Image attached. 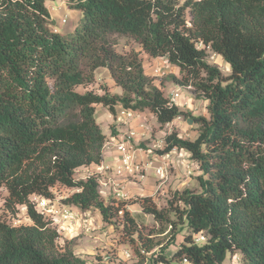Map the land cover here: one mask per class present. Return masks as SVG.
Returning a JSON list of instances; mask_svg holds the SVG:
<instances>
[{
    "label": "trees",
    "instance_id": "obj_1",
    "mask_svg": "<svg viewBox=\"0 0 264 264\" xmlns=\"http://www.w3.org/2000/svg\"><path fill=\"white\" fill-rule=\"evenodd\" d=\"M50 1L0 0L2 209L13 215L22 206L31 221L0 217V264H88L35 209L32 198L54 199L57 188L73 190L62 204L119 228L135 264H223L227 253L264 264V0H63L80 12L63 35L52 31ZM121 42L139 50L119 52ZM207 51L229 76L207 62ZM140 53L165 58L178 69L172 82L208 101V118H191L200 123L193 141L164 136L162 152L184 151L202 174L200 190L176 192L167 210L148 195L105 199L97 176L75 178L103 161L97 106L113 116L117 107L147 112L161 128L189 117L145 74ZM100 68L119 94L92 90ZM130 206L164 225L165 238L149 237ZM177 226L186 229L180 242Z\"/></svg>",
    "mask_w": 264,
    "mask_h": 264
},
{
    "label": "rangeland",
    "instance_id": "obj_2",
    "mask_svg": "<svg viewBox=\"0 0 264 264\" xmlns=\"http://www.w3.org/2000/svg\"><path fill=\"white\" fill-rule=\"evenodd\" d=\"M182 1V0H181ZM63 1L61 0L59 4H61ZM51 9V8H50ZM52 10V9H51ZM58 15L56 13L53 14L54 18H56V22L52 23V31L54 33L63 35L67 34L69 32H72L74 27L78 23V17L80 16V13H71V10H69L66 6L64 9V12L62 14L60 13V10ZM75 11V10H72ZM79 14V15H78ZM80 18V17H79ZM55 30V31H54ZM118 51L119 52H128L130 49L139 50V47L134 44L126 45L124 42L119 43L118 45ZM145 54L140 53V58L142 61V64L145 63ZM207 62L214 67H217L219 71L221 72L223 77H227L230 75V69L229 66L222 60L219 56H214L212 58L211 52L207 51ZM160 61L156 64H154L150 70L146 69L147 76L151 77L152 70L157 68ZM172 69H169V71ZM176 68H173V72H175ZM165 72L164 77H151L154 81L159 84L161 87V90L163 91L164 95L166 97L169 96L170 90L177 89L179 94L180 92H184V97L186 99L190 100V108L183 109V107H180V110H182L184 113L189 114V117L181 118L180 120H175L173 123H170L168 125L161 127H155L152 128L151 131H149L150 136L146 141H138V148H141L143 150H149L151 149L152 145L157 142L158 140L162 139L165 134H169L172 131H175L178 136L182 139L193 141L196 136L199 133L200 129V123H194L192 121V117L194 118H208V101L205 99L204 96L201 95V93H196L193 91V89H190L188 87H177L176 84H174L171 80V76L173 73L168 72L167 69H163ZM177 72V71H176ZM179 77V74L177 75ZM153 81V83H154ZM102 86H105L107 88V91L109 88L106 86L105 83L97 84L96 86H91L92 90L97 93V89H101ZM171 87V88H170ZM90 88V87H89ZM79 91H84L83 88H80ZM109 113L102 107L99 108L97 112V119L96 122L100 126V128L106 130L107 122L106 116H108ZM150 120V118L148 119ZM157 124V123H156ZM172 163L169 167V172L167 179L162 185V191L163 193H160L157 191L152 195V199L156 202V205L159 209L167 210L168 206L171 202L174 201V194L176 192H180L183 189H189L191 191H199V183L197 178L199 176L202 177L201 171L199 170L198 166L196 165L195 161H193L190 156L182 151H176L171 155ZM182 162H184L182 164ZM86 175V171L79 172L75 174L76 179H81L80 177H84ZM147 179V178H146ZM145 179V180H146ZM144 180V181H145ZM143 181V182H144ZM143 182L141 184H138L137 186L132 185L131 187H135L138 189H142L144 187ZM156 185V182H155ZM129 190V189H128ZM73 190L66 189V188H57L55 191L56 197H59L61 199L69 196ZM130 197L134 198L137 195L135 193L131 192L129 190ZM143 191L141 195L143 196L147 193ZM3 193L0 194V217L5 220L7 223L12 225H28L31 224V221L29 220L26 210L22 206H18L15 209V212L13 215L10 213H7L2 209L3 206ZM32 201L35 203L36 198H32ZM175 206L178 208H181L180 204L173 203V209ZM131 214L136 218L138 223L143 227V230H145L146 233L151 234L149 237L153 238L154 240L157 239H163L166 236L167 231L164 234H159L161 232L162 228H164V225H160L159 223L155 222L154 219L151 216L143 214L138 207L136 206H130L129 207ZM78 211V210H77ZM169 220H174L175 215L173 213H170L168 216ZM177 220V218H176ZM85 221L90 222V230L86 231L82 227H74L73 232L74 234L70 237H62V243L64 241L69 242V247L73 249L74 254L86 261L88 264H102V258L103 256H109L110 259H113L116 257L118 251L122 248L130 249V251H133V248L129 246L126 243H119L120 237H119V228H116L111 225H107L103 223L100 219V216L90 211V215L88 217H85ZM169 229V228H167ZM178 232L175 235V241L180 242L182 239V235L185 232V226L180 227L177 226ZM164 243V242H162ZM172 246L170 247V251L172 250ZM151 252L158 253V249L154 248ZM168 253V252H167ZM151 253L146 254V258L150 257ZM230 254H226V259L223 262V264H243V260L241 257L238 258L237 262H232L229 258ZM123 264H135L136 261H130V262H122ZM144 264H147L145 262Z\"/></svg>",
    "mask_w": 264,
    "mask_h": 264
},
{
    "label": "built area",
    "instance_id": "obj_3",
    "mask_svg": "<svg viewBox=\"0 0 264 264\" xmlns=\"http://www.w3.org/2000/svg\"><path fill=\"white\" fill-rule=\"evenodd\" d=\"M214 56L212 54V58ZM160 60L157 68L152 70L151 77H164L165 72L163 69H167L168 72L171 69L165 58H160ZM167 98L171 104L177 105L180 94L177 89H173ZM138 114L131 110L117 107L115 116L117 121L129 122L138 116ZM177 120H180V118ZM136 136L137 134L134 130H129L121 138L112 136L105 141L103 153L109 151L115 153L114 165L112 167L100 166L95 172L89 173V175L98 177L99 191L103 198L129 199L131 198V193L125 188L127 183L137 186L149 176H153L156 186L159 188L162 187L167 179L170 164L173 162L171 155L178 150L172 149L167 153L162 152L165 148V135L162 139L155 142L151 149L143 150L138 148V145L134 143ZM104 174H110L111 176L105 177ZM61 200L59 197H55L54 199L36 198V202L34 203L35 209L45 218L49 219L51 225L57 230L58 238L56 240L58 243H62V237L67 238L73 235V229L76 226L82 227L86 231L91 229L90 222L85 221V217L90 215V211H77V209L62 204ZM204 240V237L196 238L197 243ZM130 261H133L132 252L130 249L122 248L113 259H110L106 255L103 256L101 263L123 264L122 262ZM182 264L188 263L186 260H183Z\"/></svg>",
    "mask_w": 264,
    "mask_h": 264
},
{
    "label": "crops",
    "instance_id": "obj_4",
    "mask_svg": "<svg viewBox=\"0 0 264 264\" xmlns=\"http://www.w3.org/2000/svg\"><path fill=\"white\" fill-rule=\"evenodd\" d=\"M61 0H55V1H50L46 3V6L49 10L50 16H51V20L52 23H54V21L56 22V18H54L53 14L56 13L58 15L57 12H59L58 10H60V13L62 14V12H64V9L66 8V3L65 1H63L61 4L60 3ZM52 10H51V9ZM80 13L78 11H72L71 13ZM79 15V14H78ZM80 17V16H79ZM78 17V20H79ZM146 55V54H145ZM160 60V58H156V59H152L149 58L147 55L145 56V63H143V69L146 75V69L150 70L151 67L158 63ZM172 70H170L169 72L173 73L174 76L178 75V70H176L175 72H173V68H171ZM102 84L105 83L106 86L109 88L108 92L112 93V94H119L120 90L115 87L113 80L110 78L109 73L107 72L106 69L100 68L97 69L95 71V82L93 84V86H96L97 84ZM154 85L155 86H159V84H157L156 81H154ZM177 86V85H176ZM178 87V86H177ZM171 88V87H170ZM173 88L170 90L172 91ZM96 92V91H95ZM103 92L100 89H97V94H102ZM190 100L186 99V97H184V92H180V98L178 100L177 103V107L180 109V107H183V109H189L190 108ZM186 104V106H185ZM101 106H97L96 107V112H95V119H97V112L99 110ZM106 122H107V127L106 130L105 128L102 129V133L106 136V140L109 139L110 137L114 136L116 138H121L122 136H124L129 130H134L137 134L136 138L134 139V143L138 145V141H146L148 139V137L150 136L149 131H151L152 128L158 127V124H156V120L155 118H153L150 114H148L147 112H141L138 114V116H136L132 121H117L116 120V116H113L111 114H109L108 116H106ZM150 118V120H148ZM174 124V122H172ZM114 157H115V153L112 151L109 152H104L103 153V161L101 164L99 165H90L86 168H79L76 170V173L79 172H83L86 171V175L84 177H80L81 179H85V177H87L89 175L90 172H95L96 169L100 166L106 167V166H110L112 167L114 165ZM105 177H110V174H104ZM144 187L142 189H138L135 187H131L132 184L131 183H127L125 185L126 189H129L131 192L135 193V195L139 196L141 195V193L144 191L145 195L148 196H152L154 193H156L157 191H159L160 193H163L162 188L155 185V179L153 176H149L144 182L143 184ZM241 257L239 254H230V259L232 262H237L238 258ZM226 259V258H225ZM225 261V260H224Z\"/></svg>",
    "mask_w": 264,
    "mask_h": 264
}]
</instances>
